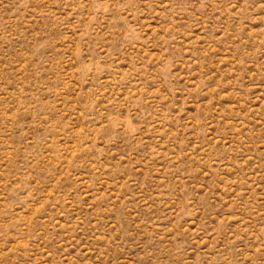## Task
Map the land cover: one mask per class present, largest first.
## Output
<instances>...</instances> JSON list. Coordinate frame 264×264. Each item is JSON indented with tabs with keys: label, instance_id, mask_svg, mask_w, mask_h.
I'll list each match as a JSON object with an SVG mask.
<instances>
[{
	"label": "rangeland",
	"instance_id": "1",
	"mask_svg": "<svg viewBox=\"0 0 264 264\" xmlns=\"http://www.w3.org/2000/svg\"><path fill=\"white\" fill-rule=\"evenodd\" d=\"M0 264H264V0H0Z\"/></svg>",
	"mask_w": 264,
	"mask_h": 264
}]
</instances>
